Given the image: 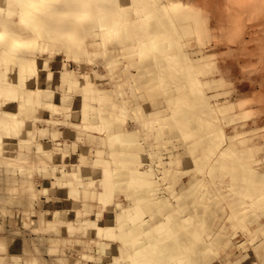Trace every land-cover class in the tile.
<instances>
[{"label":"rangeland","instance_id":"1","mask_svg":"<svg viewBox=\"0 0 264 264\" xmlns=\"http://www.w3.org/2000/svg\"><path fill=\"white\" fill-rule=\"evenodd\" d=\"M122 14L142 25L114 33L83 12L66 22L63 13L62 25L83 23L62 36L61 25L48 27L40 15L17 35H42V47L17 52L0 38V88L20 80L15 59L28 52L39 62L34 87L55 92L21 110L18 91L0 89V122L8 120L0 130V264H111L142 236L126 243L86 220L113 226L126 206L167 224L155 241L144 237L150 255L139 252L135 264H264V0H132ZM88 81L108 96L98 100L90 87L85 95ZM104 180L111 204L98 202L84 218L79 210L46 229L5 227L8 207L30 210L69 188L78 208V189L98 201ZM179 217L190 219L176 230ZM50 232L62 238L58 251L48 246Z\"/></svg>","mask_w":264,"mask_h":264},{"label":"bare ground","instance_id":"2","mask_svg":"<svg viewBox=\"0 0 264 264\" xmlns=\"http://www.w3.org/2000/svg\"><path fill=\"white\" fill-rule=\"evenodd\" d=\"M17 1H18V5L15 8H13V6L5 7V8L0 7V38L4 40V43H3L4 45L7 44L6 48L8 46V47L13 48V50H14V47H13V45H14L16 51H17L16 47L17 48L20 47L21 49L23 47L25 49L28 46H30V47L41 46L42 47V44L46 42L45 37L42 35H41V37L40 36L36 37V36L29 34V35L25 36L21 41L18 40V35H17V34H19V31H21L23 29H29L30 31H32L33 27H35L34 21L36 19H38L42 13H43L41 15L42 20L43 21H47V20L49 21L48 27L55 26V25L56 26L61 25L63 27L62 36H68L67 34H70L74 29L80 28L82 23H83V21L81 20L78 23H75V25H73V26H67V25L64 26L60 23V21L63 20V18L61 16L63 13H66V15L64 17V21L66 22V21H71V19L76 15V13L83 12L85 20L86 19L87 20L92 19V22L96 21L95 23L99 24L100 27H102L103 29H106V30H111V32L114 31V33H121L126 29V27H128V29H130L132 26L137 27L139 25H142L141 23L143 22L142 18L141 19L138 18L139 16L134 17L131 14H130L131 15L130 17H127V15H126L127 18L123 19V14H122L123 10L130 8L129 5H122L123 0H96V1H98V3H96V2L93 3L94 0H17ZM245 1H247V0H245ZM9 2H11V0H9ZM36 2H38L39 4H37ZM131 2H132V0H131ZM178 4H179V2H177V1L176 2H169V4L167 3L168 6L169 5L176 6ZM89 15H91L92 18H90ZM66 18H67V20H66ZM16 19H18V20H16ZM38 32H40V31L38 30ZM92 38L95 39L94 36ZM56 39H57V37L52 39V40L55 41ZM52 40H50V41H52ZM9 44L12 46H10ZM86 45H88V43L85 44V47H86ZM66 46H67V44H66ZM52 47H54V46H52ZM84 50L85 49L82 48V52ZM27 53H23L22 55L18 56L15 59L16 63L20 64L16 68V70L19 69V71H20V74H21L20 80L15 81V82L12 81L14 78H12V80H6L5 87L0 88V89H4L6 91H12V90L18 91L19 97H21V99H22V102L20 103L21 110H22L23 106L27 105L28 102L34 96L40 97V96L44 95L51 100H53L55 97V92L53 90H45V88L34 87L35 85H34L33 75L38 70L39 62L37 60H35L34 58H32L30 56L31 54L29 55ZM66 55H67L68 59L71 57L70 53H68V52ZM116 61H118V60H116ZM42 63H43V67H46V63L45 62H42ZM111 64H112V62H111ZM116 64H113V65L116 66ZM107 65H108V63H107ZM11 67H13V66L11 65ZM57 67H55V68H57ZM62 69H63V71L61 73V76H62L61 78L64 82H67L71 78L69 76V75H71L70 74L71 70H69V67L67 66V64H64ZM111 69H112V67H111ZM13 70H15V69H13ZM86 83L90 84L91 82L88 81ZM89 87L92 88L90 90L91 94L92 95L96 94V98L98 100L108 96V91L104 92L105 90L102 91V89H100V88H97V87L95 88L94 83L93 84L91 83V86L89 85L88 87H85V89H86L85 95H88V92L90 89ZM126 99H128L130 101L129 98H124L123 101H128ZM38 103H40V101H38ZM128 104H130V102ZM41 105L47 106L49 104H47V103L44 104L42 102ZM111 107L112 108L114 107L113 109H115L116 106L111 105ZM52 108H53V110L57 109V107L54 105H52ZM113 109H111V110L113 111ZM156 113H158V112H156ZM153 114L154 113H152L151 115H153ZM7 124H8V120H2L0 122V130L3 129L4 126ZM122 130L123 129H121L119 131L122 132ZM146 173L147 172H144V173L142 172L141 175L142 174L144 175ZM101 186H102L103 191L98 195V202L103 207H107L108 205L111 204V200L109 201V199L111 197L112 192H111V189H109V184L106 180H104L102 182ZM70 187H71V190L75 189V187H73V183L70 184ZM143 213H144V211L143 210L141 211L136 206H134V207L126 206V207H121L118 211H116V217H115V220H114L115 222H114L113 226H110V225L106 226V227H105V225L101 226L98 223L97 219L95 221L94 220H86V221L88 222L89 225H94V228H96L95 230H97V232H103L110 238L119 237V239L121 241H125L124 237L130 235V236H135V237L142 236L143 240H144V237H145V239L147 237L148 240H150V239L152 240L154 238L153 236H155L153 233H155L156 230L161 232L160 230H162L164 227H167V224L165 223V221L158 219L159 217L155 213L150 214L149 219H147V220L145 218L143 219ZM168 213H166V214H168ZM170 215L171 214H169L168 216L166 215V217H167L166 219H169ZM155 217H157V219H158L157 221H155ZM189 219L190 218L179 217L175 221V223H173L175 229L176 230L183 229L182 223H184L185 221H188ZM105 222L108 225L107 221H105ZM164 232H166V230ZM165 238H166V236L162 235V236L158 237V240L163 242L165 240ZM143 240H141L138 243L139 245H136V248H134V250L129 248L130 250H127L129 252L127 255L123 254V255H119V256L113 258L111 261V264H135L136 262H138L136 258H138L139 252H142L146 249L148 252L146 254V256H148V254L150 255V251H148V249H150V247H148L146 241H145V243H143ZM158 240H157V242H158ZM134 241H135V239H134ZM152 241H155V238ZM134 243H132V244H134ZM136 244H137V242H136ZM162 253H163V250L161 252V255H162ZM153 255H152V258H153ZM167 256L168 255H166V257ZM171 259L172 258H170V261H171ZM147 261H148V259L145 258V260H143V262H141V261H139V262L144 264V262L146 263ZM154 261H156V260H154ZM180 261H181V259H180ZM180 261H179V264H180ZM175 262H176V259L174 260V264H175ZM155 263L156 264H165L164 261L159 262V263L155 262ZM181 264H182V262H181Z\"/></svg>","mask_w":264,"mask_h":264},{"label":"crops","instance_id":"3","mask_svg":"<svg viewBox=\"0 0 264 264\" xmlns=\"http://www.w3.org/2000/svg\"><path fill=\"white\" fill-rule=\"evenodd\" d=\"M122 5L130 6L132 5V2L131 0H125L124 2L122 1ZM44 189L51 190L52 187L49 186ZM61 189H55L54 195L52 196H43L45 199L42 198V205H37V202L39 204V201L35 200L36 206L33 209L27 210L24 207H8V215L6 219H4L5 227L14 225L23 228H32L35 226L38 229H46L48 223L50 221L56 220L57 218L64 219L66 223L72 222V217H77L79 210L83 213L82 215L84 218V213L89 214L96 209L95 207H98V201L90 195V191L85 193L82 187L78 189V194H80L81 198V204L78 206V208H76L77 206H75V199L70 196V189L66 188V190L64 191H62ZM102 208L103 207L101 206L100 211L102 210ZM41 216L43 217L44 223H41ZM46 239L48 240V246L58 251L57 248H59L58 246H60V242L62 244V238L59 236L56 238V235L50 232L48 235H46ZM13 245L16 246L17 242L14 241L7 243L8 251H14L12 249ZM20 246L22 247L24 245L21 243Z\"/></svg>","mask_w":264,"mask_h":264}]
</instances>
